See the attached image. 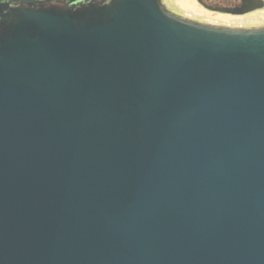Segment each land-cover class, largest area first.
Instances as JSON below:
<instances>
[{
	"label": "water",
	"instance_id": "obj_1",
	"mask_svg": "<svg viewBox=\"0 0 264 264\" xmlns=\"http://www.w3.org/2000/svg\"><path fill=\"white\" fill-rule=\"evenodd\" d=\"M12 17L0 264H264V27L161 0Z\"/></svg>",
	"mask_w": 264,
	"mask_h": 264
},
{
	"label": "flooded vegetation",
	"instance_id": "obj_2",
	"mask_svg": "<svg viewBox=\"0 0 264 264\" xmlns=\"http://www.w3.org/2000/svg\"><path fill=\"white\" fill-rule=\"evenodd\" d=\"M206 10L213 14L241 18L244 14L262 6L263 0H199ZM113 0H0V32L16 20L12 13L18 9L35 10L57 7L60 9H78L88 5H109ZM217 26L233 29H254L262 26H247L231 23H220Z\"/></svg>",
	"mask_w": 264,
	"mask_h": 264
},
{
	"label": "rangeland",
	"instance_id": "obj_3",
	"mask_svg": "<svg viewBox=\"0 0 264 264\" xmlns=\"http://www.w3.org/2000/svg\"><path fill=\"white\" fill-rule=\"evenodd\" d=\"M165 8L173 15L200 24L217 26L220 23H231L247 26L264 25V3L251 10L241 18L222 16L210 13L199 0H161ZM264 1V0H263ZM222 27V26H217ZM228 28V27H227ZM256 29V28H254Z\"/></svg>",
	"mask_w": 264,
	"mask_h": 264
}]
</instances>
